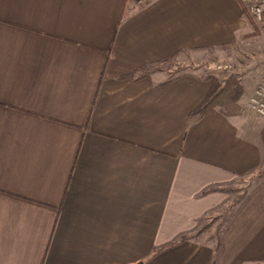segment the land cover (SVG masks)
<instances>
[{"label": "crops", "instance_id": "0c3cea01", "mask_svg": "<svg viewBox=\"0 0 264 264\" xmlns=\"http://www.w3.org/2000/svg\"><path fill=\"white\" fill-rule=\"evenodd\" d=\"M249 25L240 0H0V264L264 263V181L215 262L218 235L175 244L206 213L195 199L264 165L248 108L264 66L151 74L229 54Z\"/></svg>", "mask_w": 264, "mask_h": 264}, {"label": "rangeland", "instance_id": "374dc122", "mask_svg": "<svg viewBox=\"0 0 264 264\" xmlns=\"http://www.w3.org/2000/svg\"><path fill=\"white\" fill-rule=\"evenodd\" d=\"M249 24L250 27L248 33L243 37L244 39L235 44V47H232L233 53L224 54L221 52L222 50H218L219 53L214 55L210 53L209 56L203 55L201 52L186 56L180 55L179 58L160 64L157 70H154L151 74L158 73L157 75H161L163 79L172 78L182 72H195L196 74L215 76L219 71L217 69L218 65L228 64L232 65V67L226 68V70H230V73L232 71L234 82H236L238 76L243 75L244 77L247 73L249 76H256L254 71L258 67L262 68L264 66V23L256 22L253 24L249 21ZM206 59L211 60L212 68L215 69H209V63L205 62ZM250 71L252 73L249 74ZM238 73L240 75H236ZM262 181H264V165L254 170L253 173L236 177L232 182L219 186V189L222 190L220 193L208 192L203 197L195 199L192 202H195L194 209L199 213H204L205 211L206 213L198 220L196 228L184 235L215 244L221 228L244 198ZM214 187L216 186H211V188ZM207 210L209 211L207 212Z\"/></svg>", "mask_w": 264, "mask_h": 264}, {"label": "built area", "instance_id": "2783aa9c", "mask_svg": "<svg viewBox=\"0 0 264 264\" xmlns=\"http://www.w3.org/2000/svg\"><path fill=\"white\" fill-rule=\"evenodd\" d=\"M139 7H145L157 0H134ZM249 14L258 23H264V0H241ZM248 108L258 116H264V74L258 81L248 101Z\"/></svg>", "mask_w": 264, "mask_h": 264}, {"label": "trees", "instance_id": "16d2710c", "mask_svg": "<svg viewBox=\"0 0 264 264\" xmlns=\"http://www.w3.org/2000/svg\"><path fill=\"white\" fill-rule=\"evenodd\" d=\"M241 2V0H240ZM242 6H243V10H244V13L246 15V17L248 18V20L251 22V23H256V21L254 20V18L249 14V12L247 11V9L245 8L244 4L241 2ZM258 23V22H257ZM149 69H150V66H146L145 68H143L142 70L138 71V72H134L130 75H128L127 77H130V78H135V76H138V77H145V76H148L149 75ZM207 104H203L202 106H200L199 108H197L195 111H193L192 113V118H197V117H200L202 116L204 110H205V107H206ZM262 183H260L257 187H259ZM186 236L185 235H182L180 236V238L177 240V242H175V244L179 243L180 241H183L185 240ZM221 248H222V243H221V239L218 235V242H217V245H216V248H215V258H214V262L216 261L218 255L220 254L221 252ZM159 250H157V248H154V252H153V255L157 254Z\"/></svg>", "mask_w": 264, "mask_h": 264}]
</instances>
